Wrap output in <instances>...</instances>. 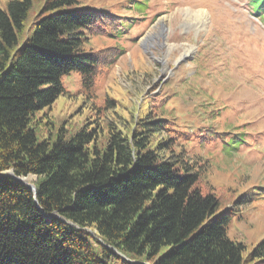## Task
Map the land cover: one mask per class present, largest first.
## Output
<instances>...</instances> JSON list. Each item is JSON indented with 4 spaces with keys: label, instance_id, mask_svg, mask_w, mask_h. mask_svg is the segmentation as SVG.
I'll return each instance as SVG.
<instances>
[{
    "label": "trees",
    "instance_id": "obj_1",
    "mask_svg": "<svg viewBox=\"0 0 264 264\" xmlns=\"http://www.w3.org/2000/svg\"><path fill=\"white\" fill-rule=\"evenodd\" d=\"M251 7L264 20V0ZM122 19L80 0L0 7V264H264V239L247 253L228 238L235 212L201 187L200 164L178 146L193 130L180 139L163 106L150 104L124 131L39 135L36 115L65 93L66 75L77 74L94 97L115 55L88 50V34L114 31ZM228 133L208 127L206 137L226 154L246 141H227ZM9 171L35 176V193Z\"/></svg>",
    "mask_w": 264,
    "mask_h": 264
},
{
    "label": "rangeland",
    "instance_id": "obj_2",
    "mask_svg": "<svg viewBox=\"0 0 264 264\" xmlns=\"http://www.w3.org/2000/svg\"><path fill=\"white\" fill-rule=\"evenodd\" d=\"M142 1L80 0L123 18L114 31L88 34V50L110 49L115 58L103 68L94 97L84 95L77 74L66 75L65 93L36 115L38 133L46 137L63 127L71 134L83 126L124 131L150 104L163 106L180 139L193 130L178 146L200 164L201 187L235 212L227 236L249 253L264 239V192L258 190L264 188L262 15L254 14L251 0H145L137 9ZM208 127L229 131L227 141L235 134L246 141L225 154L221 141L206 137ZM239 195L250 200L236 205Z\"/></svg>",
    "mask_w": 264,
    "mask_h": 264
},
{
    "label": "water",
    "instance_id": "obj_3",
    "mask_svg": "<svg viewBox=\"0 0 264 264\" xmlns=\"http://www.w3.org/2000/svg\"><path fill=\"white\" fill-rule=\"evenodd\" d=\"M7 176H9V177H12L13 179H15V181H17L18 183H20V184H22V185H24V186H26L27 188H29L33 193H35V187H34V185L31 183V184H26V183H24L21 179L22 178H20V177H16L15 175H13V172L12 171H9V172H7V174H6ZM29 176V175H28ZM29 177H33L34 178V181L36 180V177L35 176H29ZM27 178V177H26ZM43 213V212H42ZM43 215H45L44 213H43ZM46 216V215H45Z\"/></svg>",
    "mask_w": 264,
    "mask_h": 264
},
{
    "label": "bare ground",
    "instance_id": "obj_4",
    "mask_svg": "<svg viewBox=\"0 0 264 264\" xmlns=\"http://www.w3.org/2000/svg\"><path fill=\"white\" fill-rule=\"evenodd\" d=\"M200 16V18H204V20H206V16H205V14L202 12L201 14H199ZM190 17V16H189ZM199 18V20H201ZM167 19V18H166ZM166 21V20H165ZM162 22V21H161ZM191 52V50H187V51H185V53H184V56H186V55H188L189 53ZM181 56H183V55H181ZM24 183H26V184H30L31 183V178L28 176V178H22L21 179Z\"/></svg>",
    "mask_w": 264,
    "mask_h": 264
}]
</instances>
